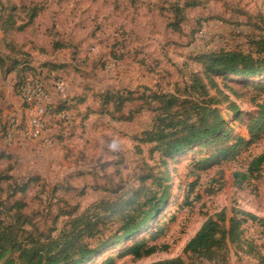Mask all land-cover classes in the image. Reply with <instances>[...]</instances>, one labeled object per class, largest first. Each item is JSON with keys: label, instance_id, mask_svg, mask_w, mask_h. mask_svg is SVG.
I'll return each instance as SVG.
<instances>
[{"label": "rangeland", "instance_id": "1", "mask_svg": "<svg viewBox=\"0 0 264 264\" xmlns=\"http://www.w3.org/2000/svg\"><path fill=\"white\" fill-rule=\"evenodd\" d=\"M34 10L38 15L28 24ZM0 14L16 25L6 36L0 32V52L9 55L10 46L11 59H27L36 74L41 71L39 79L26 78L41 81L52 103L46 109L61 103L66 108L59 116L45 115L38 137L27 136L16 84L33 71L11 69V61L0 68L1 216L20 202L24 228L45 242L69 232L83 216L97 223L100 240L113 239L126 213L136 217L146 199L161 195L158 180L168 175L160 211L129 239L109 240L85 264H153L179 257L185 264H214L184 254V247L208 219L223 214L228 230L237 212L244 213L237 214L244 220L240 241L226 242V251L217 254L225 264H261L264 163L253 173L249 169L264 152V123L254 137L248 126L260 109L264 113V95L259 104L251 102L264 87V74L214 79L239 111L234 115L229 102L217 106L230 130L220 142L161 160L153 144L139 140L151 130L158 107L146 89L184 99L190 75L203 71L196 56L250 52V42L264 37V0H0ZM48 63L55 68L43 66ZM105 92L131 100L120 112L110 104L102 115L99 96ZM129 113L130 120H123ZM233 145L230 156H211ZM22 187L25 192H18ZM96 239L84 241L94 248ZM141 240L157 252L139 260L123 254Z\"/></svg>", "mask_w": 264, "mask_h": 264}, {"label": "trees", "instance_id": "2", "mask_svg": "<svg viewBox=\"0 0 264 264\" xmlns=\"http://www.w3.org/2000/svg\"><path fill=\"white\" fill-rule=\"evenodd\" d=\"M192 6L197 7L198 5L195 3ZM37 13L35 10L31 13L28 24L32 23L38 15ZM7 16L4 17L0 14V32L3 36H6L16 26L15 20L10 15ZM16 30L22 29L16 27ZM250 47L251 50L248 53L221 50L196 56L194 61L201 66L203 71L190 75L191 85L185 87L181 92L187 96L184 99L180 97L182 95L162 94L152 92L154 91L152 89H146L150 92V100L158 104V107L155 108L156 115L153 118L151 130L145 131L139 142L153 144V153H158L162 160L172 159L195 146H208L218 143L229 136L230 130L227 127V122L219 113L217 106L229 102V109L234 115L239 111L237 106L229 101L228 96L223 93L214 79L233 77L251 79L264 74V37L253 39L250 42ZM7 48L10 55L12 48L10 46ZM9 55L0 52V68L5 67L7 61H11V69H16L22 65L25 70L33 71L31 73L33 75L26 73L17 79L16 87L18 89L28 82L26 76L36 78L40 76L41 71L36 74V70L30 67L27 59L16 61L11 59ZM43 66L55 68L49 63ZM205 80L208 81L210 89H215V95L210 96L206 84H204ZM259 89L260 92L251 95V102L256 103V105L259 104L257 103L259 97L264 95V87L259 86ZM130 100L129 96L123 97L109 92L102 93L99 96V114L105 115L106 112H109L108 106L110 104L120 112L124 104ZM54 106L47 109L46 116H59L66 110L63 103ZM259 107L261 108V106ZM130 116V113L127 117L123 116V120H130ZM261 123H264V113L260 109L257 118L248 126L251 137H254L261 129L259 128ZM234 147L235 145L216 151L211 156H230ZM262 163H264V152L252 162L251 169H249L251 173L257 171ZM235 176L246 178V175L236 174ZM167 182L168 175L160 177L157 186L162 189L161 195L158 197L153 193L149 199H146L140 206L139 214L136 217L130 216V213L123 216L125 219L120 227L119 235L114 236L113 239L100 240L97 235V223L91 222V218H83V216L75 220L69 232L63 233L57 239L50 238L45 242L24 228L25 225L28 226L24 215L21 213L24 203H15L14 209L5 215H0V264H85L100 250L108 246L111 242L109 240L119 242L129 239L144 228L166 202L168 196ZM18 192H25V187L19 189ZM145 205L148 206L146 210L141 208ZM105 211H111V207ZM131 211L135 213L134 207ZM237 214L244 215L243 212H237ZM237 214L230 219L228 230L223 225L225 223L223 214L217 215L216 220L208 219L204 222L196 235L186 243L183 250L184 254H189L195 259L214 262V264H217V261H220V264H225L226 258L223 255L219 257L217 253L226 251V242L239 243V228L244 220L239 219ZM92 238H97L98 247H90L84 241ZM152 240H156V237L154 236ZM157 250L155 245H148L147 240H141L130 245L123 254L139 260L153 255ZM109 262H112V259ZM153 264L185 263L179 257ZM261 264H264V258L261 259Z\"/></svg>", "mask_w": 264, "mask_h": 264}, {"label": "built area", "instance_id": "3", "mask_svg": "<svg viewBox=\"0 0 264 264\" xmlns=\"http://www.w3.org/2000/svg\"><path fill=\"white\" fill-rule=\"evenodd\" d=\"M204 24L202 25V32L204 31ZM56 87L60 93L63 92L62 86L57 83ZM20 97L26 107V135L29 137H38L41 130L44 129V117L46 115L47 107L50 106V99L45 92L41 81L31 80L26 82L19 88Z\"/></svg>", "mask_w": 264, "mask_h": 264}]
</instances>
